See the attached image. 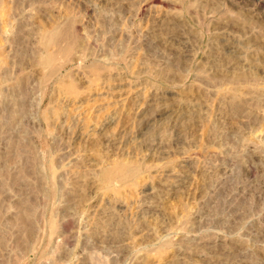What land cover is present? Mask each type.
<instances>
[{
    "label": "rangeland",
    "instance_id": "rangeland-1",
    "mask_svg": "<svg viewBox=\"0 0 264 264\" xmlns=\"http://www.w3.org/2000/svg\"><path fill=\"white\" fill-rule=\"evenodd\" d=\"M0 264H264V0H0Z\"/></svg>",
    "mask_w": 264,
    "mask_h": 264
},
{
    "label": "bare ground",
    "instance_id": "bare-ground-1",
    "mask_svg": "<svg viewBox=\"0 0 264 264\" xmlns=\"http://www.w3.org/2000/svg\"><path fill=\"white\" fill-rule=\"evenodd\" d=\"M120 169H121V168H120ZM123 169H124V168H122V170H123ZM117 170H119V169H117ZM127 170H128V169H127ZM127 170H126V171H127ZM115 171H116V170H115ZM119 171L121 172V170H119ZM109 172H110V175H111V174H112L111 171H109ZM113 172H114V171H113ZM104 174H106V173H104ZM107 175H108V173H107ZM112 175H113V174H112ZM103 176H104V175H103ZM105 177H107V176L105 175ZM108 178L110 179V176H108ZM104 180H106V179L104 178Z\"/></svg>",
    "mask_w": 264,
    "mask_h": 264
}]
</instances>
